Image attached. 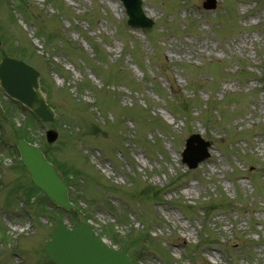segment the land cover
<instances>
[{
  "label": "rangeland",
  "instance_id": "obj_1",
  "mask_svg": "<svg viewBox=\"0 0 264 264\" xmlns=\"http://www.w3.org/2000/svg\"><path fill=\"white\" fill-rule=\"evenodd\" d=\"M141 1L145 30L120 0H0V56L41 73L56 113L35 142L57 131L76 217L135 264H264V0ZM0 100V264H50L52 217H74L23 197L25 113ZM192 133L210 155L189 169Z\"/></svg>",
  "mask_w": 264,
  "mask_h": 264
},
{
  "label": "water",
  "instance_id": "obj_2",
  "mask_svg": "<svg viewBox=\"0 0 264 264\" xmlns=\"http://www.w3.org/2000/svg\"><path fill=\"white\" fill-rule=\"evenodd\" d=\"M123 1L130 14L129 23L147 26L148 23L140 11L139 0ZM203 6L213 8L215 0H206ZM38 79L39 73L35 69L17 59L4 57L0 63V85L7 94L27 105L42 120L52 121L54 113L39 90ZM56 137L55 131H47L49 142L54 141ZM199 140L198 135H192L187 140L183 160L189 167H195L208 156L206 143L200 145V150L193 151V142ZM17 147L32 182L58 205L72 210L67 199V186L39 148L20 138L17 140ZM44 249L49 259L56 264H132L124 253L108 247L103 240L94 237L92 230L81 221H77L72 228L63 223L56 225Z\"/></svg>",
  "mask_w": 264,
  "mask_h": 264
},
{
  "label": "trees",
  "instance_id": "obj_3",
  "mask_svg": "<svg viewBox=\"0 0 264 264\" xmlns=\"http://www.w3.org/2000/svg\"><path fill=\"white\" fill-rule=\"evenodd\" d=\"M15 131H16L17 136L24 137L29 141L35 140V133L33 130V122H32L31 116H28L27 121L21 122V124L17 127L15 126ZM41 148L43 149V151L45 152L47 157L51 161H53V163L56 165V167L60 171L61 175L65 178V180L69 181L71 178L70 175L75 176V172L70 171L69 169L66 168L65 165H63L60 162H58L57 160H55L53 155L50 153L49 145L42 143ZM28 190L30 192H34L35 188L33 186H29ZM110 235H112V234L110 233ZM112 239L116 240L115 237H113V236H112Z\"/></svg>",
  "mask_w": 264,
  "mask_h": 264
}]
</instances>
